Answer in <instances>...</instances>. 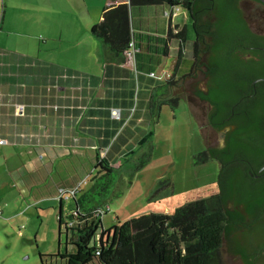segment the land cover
Returning a JSON list of instances; mask_svg holds the SVG:
<instances>
[{"label": "trees", "instance_id": "16d2710c", "mask_svg": "<svg viewBox=\"0 0 264 264\" xmlns=\"http://www.w3.org/2000/svg\"><path fill=\"white\" fill-rule=\"evenodd\" d=\"M239 1L128 0L103 7L101 20L90 33L107 46L118 63L132 62L134 77L129 92L121 96L126 110L114 108L120 114L113 121V135L106 140L108 145L112 139L111 143L103 157L95 155L97 170L92 185L72 197L75 207L65 218L60 205L58 226L64 228L65 246L56 255L62 264H218L216 253L231 229L229 217L238 215L237 205L243 204L248 212L258 209L259 198L264 197V170L259 172L264 164V123L260 120L264 105L252 107L249 118L234 122L224 149H204L194 155V165L218 161L219 192L188 201L171 213L155 211L108 229L102 226V212L109 200L119 196L133 174L148 163V152H141L135 160L133 155L148 142L149 128L157 121L161 106L173 108L184 98L193 114L191 95L172 94L176 88L180 91L183 81L201 75L203 82L190 91L197 101L211 106L209 116L228 115L231 107L236 110L241 96L236 85L241 82L243 64L227 55L245 50L250 36ZM160 5L170 11L178 9L172 16L163 15L169 20L165 33L132 29V8ZM181 9L187 23L173 28L170 21ZM167 57H172V62L164 67ZM138 118L147 128H134ZM208 123L219 127L211 117ZM118 159L120 165L113 166ZM130 166L125 176L124 168ZM256 173L261 176L254 178Z\"/></svg>", "mask_w": 264, "mask_h": 264}, {"label": "crops", "instance_id": "0c3cea01", "mask_svg": "<svg viewBox=\"0 0 264 264\" xmlns=\"http://www.w3.org/2000/svg\"><path fill=\"white\" fill-rule=\"evenodd\" d=\"M127 2L53 0L51 6L38 5L26 10L21 7L11 12L21 20L23 14L22 21L30 23L38 17L34 24L44 37L34 42V56L24 51L0 53V138L5 140L0 144V153L4 159L6 154L22 155L21 167L37 161L36 168L43 171L41 182H55V195H59L62 208L60 199L72 198L65 188H73L75 182H90L92 173L87 165L92 155L106 153L112 139L108 145L106 140L113 135L116 119L110 115L111 110L126 108L121 96L131 88L133 63H118L107 46L92 36L90 29L101 20L105 5ZM167 8L165 5L132 8V29L165 33L169 20L163 11ZM180 15L181 24L187 23L185 13ZM172 20L171 26L178 24ZM76 22L82 36L70 39L74 45L66 51L69 44L62 39V28L70 29ZM80 38L86 42L85 48L76 46ZM63 42L67 47L58 55L67 60L41 53L58 49ZM87 58L101 64L97 73L88 71V61L84 62ZM19 104L24 106L22 112L16 110ZM136 120L134 128H144L141 119ZM57 161L63 162L60 169L54 165ZM49 169L54 172L53 177ZM64 170L72 173L66 174ZM77 170L82 175H76Z\"/></svg>", "mask_w": 264, "mask_h": 264}, {"label": "rangeland", "instance_id": "374dc122", "mask_svg": "<svg viewBox=\"0 0 264 264\" xmlns=\"http://www.w3.org/2000/svg\"><path fill=\"white\" fill-rule=\"evenodd\" d=\"M52 3L53 0H0V53L10 55L11 52L22 53L24 51L34 56L36 53L34 42L44 37L34 24L39 18H33L31 23L25 22L22 21L23 14L21 20L14 18L11 12L21 7L22 10L38 5L47 7ZM2 12L3 17H1ZM182 13L184 12L181 9L178 14ZM179 15L175 16L172 21L182 26V17ZM77 25L78 22L70 29L62 28V33H64L62 39L67 40L68 47L63 42L58 49L41 53L47 54L48 57H58L56 59L60 61L67 60L62 56L59 57L58 52H64L66 47L68 51L74 45V43L71 44L70 39L74 40L79 35L82 36V29ZM172 27L174 28V25ZM51 38H56V36ZM78 42L76 46L85 48L86 42L82 38ZM94 44L97 46L98 43ZM85 61H88L89 72L97 73L101 68V64L93 59L91 62L88 58ZM171 62L172 57H167L163 61V66L168 67ZM181 86L180 91L176 88L172 94L184 92L191 95L194 115L184 98L180 99L177 106L173 108L169 104L161 106L157 121L149 128L151 133L147 137L148 142L135 153L136 155H133V160H135L141 152H148V163L133 174L131 183L122 189L119 196H113L109 200L107 209L102 212L104 229L112 227L117 222L150 212L171 213L177 206L188 201L218 192L219 165L217 161L211 160L202 165L193 163L194 155L205 149L198 126L202 120L198 113L201 105L194 98L190 86L182 83ZM137 90L135 86V91ZM133 98L136 101V97L133 96ZM145 126L147 128L146 124ZM208 134L210 143L211 129H208ZM17 155L16 153L6 154V159H4V154L0 153V264H62L63 260L56 254L59 248L63 249L65 246V234L63 226L60 230L58 226L60 203L59 195H55V182H41L43 171L36 168L35 164L38 162L34 161V164L30 162V165L21 167L23 158L22 155H18L19 157ZM94 156L91 157L90 165H87L91 169V177L97 170V166H94L96 164ZM101 156L103 157L104 154ZM62 163L57 161L54 165H58L60 169ZM119 165V159L113 163L115 167ZM131 168L132 166L124 168L125 173L123 174L126 176ZM27 171H29L28 175ZM49 171L52 170L49 169ZM64 172L72 173L70 170L68 172L64 170ZM53 175L54 172L51 177ZM76 175L82 174L77 170ZM26 178H28L27 182H25ZM89 181L75 182L73 188L65 189L71 191L78 186L75 194L78 196L92 185L91 178ZM73 207L75 203L71 196L68 200L63 198L64 218ZM225 254L226 246L223 244L218 264H223Z\"/></svg>", "mask_w": 264, "mask_h": 264}, {"label": "flooded vegetation", "instance_id": "af4514ba", "mask_svg": "<svg viewBox=\"0 0 264 264\" xmlns=\"http://www.w3.org/2000/svg\"><path fill=\"white\" fill-rule=\"evenodd\" d=\"M240 1L237 6L242 11L243 18H246V26L250 33L247 42L249 44L245 46L246 49L243 51L236 49L228 53L227 58L236 57L242 61L243 73L240 76L241 82L236 85V89L241 92V96L237 102L236 110L234 111V107H231L228 115L223 113L209 116L212 111L211 106L203 100L198 101L201 105L198 113L202 119L201 124L198 126L202 134L205 149H224L227 145L230 132L235 128L234 122L239 119L242 120L245 117L249 118L252 107L256 106V108H259L264 105V45L262 44L264 27L251 26L249 19L241 9ZM256 2L259 6L264 7V4L259 0ZM236 64L238 65L239 63L237 62ZM203 88L206 90L205 85ZM203 88L201 87V89ZM213 114L216 113L214 112ZM208 116L219 126L217 129L208 123ZM260 120L264 123L263 114L260 116ZM208 129L218 134L215 143H209ZM249 165L252 169L254 168L252 164ZM260 168L259 172H262L264 169L261 170ZM252 175L254 178L261 176L259 173ZM259 200L260 205L258 209L251 212H248L246 210L247 207L245 208L243 204L237 205L238 215L229 217L231 229L225 234L222 244L217 250V258L220 256L222 245L225 244L232 259L238 261L240 264H264V197L259 198Z\"/></svg>", "mask_w": 264, "mask_h": 264}, {"label": "water", "instance_id": "95a60500", "mask_svg": "<svg viewBox=\"0 0 264 264\" xmlns=\"http://www.w3.org/2000/svg\"><path fill=\"white\" fill-rule=\"evenodd\" d=\"M259 1L264 4V0H259ZM240 5L244 14L249 19V22L251 23L252 27H258V26L264 27V7L259 6L258 3L253 0H241ZM198 82H203L201 80V75L197 76L194 79H186L185 81L182 82V84L193 87ZM201 87L203 88L204 85L201 84ZM217 138H218V134L211 130L210 144L213 142L215 143ZM260 169L263 170L264 165H262ZM223 264H240L238 261L232 259L230 253L227 250V247H226V254L224 257Z\"/></svg>", "mask_w": 264, "mask_h": 264}, {"label": "built area", "instance_id": "2783aa9c", "mask_svg": "<svg viewBox=\"0 0 264 264\" xmlns=\"http://www.w3.org/2000/svg\"><path fill=\"white\" fill-rule=\"evenodd\" d=\"M177 10H178L177 8H174L172 11L165 10L163 12V15L166 16V17L172 16V14L174 15ZM16 110H17V112H22L24 110V106L22 104H19V105L16 106ZM119 114H120V112H119L118 109H112L111 110V115L113 117L118 118ZM4 142H5V140L0 138V144H3ZM77 188H78V186H76L73 190H71L70 193L72 195H75L76 192H77Z\"/></svg>", "mask_w": 264, "mask_h": 264}]
</instances>
